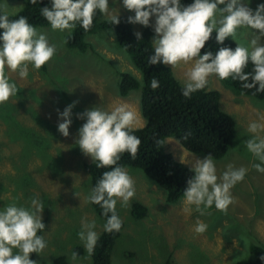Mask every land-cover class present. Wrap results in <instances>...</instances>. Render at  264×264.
<instances>
[{
  "label": "rangeland",
  "instance_id": "rangeland-1",
  "mask_svg": "<svg viewBox=\"0 0 264 264\" xmlns=\"http://www.w3.org/2000/svg\"><path fill=\"white\" fill-rule=\"evenodd\" d=\"M245 2L253 10L264 4V0ZM4 3L12 15L22 8L24 0H0V4ZM108 4L109 15H135L123 7L122 0H108ZM109 15L101 14V19L106 20ZM154 21V17L150 18L152 29ZM132 27L140 32L145 26L132 23ZM36 29L58 50L44 69L36 71L30 67L26 79L6 69L19 90L16 96L0 104V209L13 201L28 206L30 199L38 196L45 205V228L37 234L44 237L47 247L39 255L29 254V258L37 264H54L57 256H65L67 264H91V257L84 259L87 253L77 233L82 219L95 220L99 234L104 222L86 201L91 183L82 165L92 159L76 143L78 130L85 122L77 119V114L93 106L110 111L118 104H127L138 115L134 128L143 126L145 121L139 108L141 85L126 96L117 94L120 71L131 73L139 82L141 78L128 55L116 44L113 30L87 36L86 50L81 53L65 47L67 30L53 31L50 25ZM253 31L241 28L235 38L227 39L246 46ZM154 35L153 30L152 40ZM190 67L191 64H182L170 69L184 84L185 72ZM207 88L218 91L219 106L235 122L234 138L227 153L221 159L213 158L217 175L230 163L248 169L244 180L231 189L234 202L226 214L214 205L208 210L210 214L203 216L194 208L188 212L184 197L174 203L165 202L162 188L140 169L125 167L135 181L136 192L130 206L138 202L145 206L146 213L142 218H134L130 206L122 208L117 203L123 226L111 248V264H166L168 259L170 264H236L250 258L251 244L264 245V173L252 167L259 161L244 145L252 135L247 131L248 125L264 119V100L237 95L215 76L209 78ZM74 101L69 136L64 137L58 131V123L63 122L58 113ZM164 149L189 167L194 156L205 157L189 152L173 137L165 139ZM197 219L208 225L203 234L194 231ZM77 248L81 253L74 262L70 257Z\"/></svg>",
  "mask_w": 264,
  "mask_h": 264
},
{
  "label": "clouds",
  "instance_id": "clouds-1",
  "mask_svg": "<svg viewBox=\"0 0 264 264\" xmlns=\"http://www.w3.org/2000/svg\"><path fill=\"white\" fill-rule=\"evenodd\" d=\"M38 0H29L36 4ZM123 7L134 12L128 22L148 27L150 18L154 17L153 52L147 58L150 65L162 63L175 69L180 65L191 64L185 72L182 95L191 98V94L203 90L210 77L220 80L231 77L241 82L244 89H256L264 92V4H258L253 10L245 0H193L187 6L181 0H122ZM224 5V7H220ZM6 3L0 4V104L16 96L18 88L11 82L6 69L18 72L20 78H27L29 69L38 71L57 53V45L50 44L47 36L28 22L27 17L10 19ZM97 10L109 15L108 0H50V7L40 9L41 15L53 31L67 30L68 38L77 23L89 31L93 25ZM113 25L118 24L117 15H109ZM248 28L253 31L249 43L236 44L235 49L221 47L215 55L211 51L201 55V49L215 33V40L223 44L226 38H235L237 30ZM139 40L141 34L135 33ZM249 63L251 71L245 69ZM153 90L159 87V81L151 80ZM76 102L69 104L59 118L58 131L69 136L72 123V108ZM77 119L85 122L78 130V144L82 153L96 162L97 168H110L103 172L96 185L90 190L86 201L100 205L102 215L107 217L103 225L104 232H119L123 226L117 212V203L128 208L135 196V181L128 171L118 164L121 155L127 152L135 160L141 145V139L132 134L138 115L127 104H118L110 111L93 106L77 114ZM247 131L251 137L244 141L249 153L259 161L252 167L264 173V119L253 121ZM192 177L187 181L183 192L185 211L194 210L201 216L210 214L214 205L216 210L227 213L234 202L231 189L242 182L248 169L228 164L217 175L212 154L203 159L193 157L191 163ZM44 202L37 196L31 198L28 206L17 202L0 209V264H37L29 254L43 252L47 241L38 232L44 231L42 222ZM208 225L197 219L194 231L203 234ZM96 221L82 219L81 230L77 233L90 258L99 240L95 231ZM70 259L77 261L79 255L72 252ZM264 260V256L260 257Z\"/></svg>",
  "mask_w": 264,
  "mask_h": 264
},
{
  "label": "trees",
  "instance_id": "trees-1",
  "mask_svg": "<svg viewBox=\"0 0 264 264\" xmlns=\"http://www.w3.org/2000/svg\"><path fill=\"white\" fill-rule=\"evenodd\" d=\"M193 0H181L185 6L191 4ZM50 7V0H38L36 4H30L29 0H24L22 8L15 14L9 15L10 19H17L19 16L27 17L28 22L35 28L49 26V23L41 15L40 9ZM119 23L113 25L109 18L101 19V13L97 10L93 25L87 32L77 23L72 30V36L64 43L65 47L76 49L83 53L88 42L87 36L94 35L100 31L113 30L116 44L128 55L130 62L140 74L141 82L134 75L127 71L118 73L117 94L126 96L129 91L137 89L140 85L139 108L144 118V125L133 128L132 134L141 139L139 153L135 160L125 152L121 155L118 164L122 167H132L140 169L147 177L164 190V200L167 203H174L184 197L183 192L187 188V181L192 177L191 167L181 161L176 160L171 153L164 149V142L167 137H173L189 152L207 156L212 154L214 160L221 159L230 148L234 134L235 122L230 114L219 106V93L217 90H198L191 94V98L182 95L183 84H180L167 65L158 63L150 65L147 58L153 52L151 27H144L141 38L138 40L137 33L132 23L124 15H118ZM3 29H0L2 34ZM68 38L66 34L65 39ZM228 47L235 49L236 44L225 39L223 44H218L215 40V33L201 49V55L211 51L213 55L221 48ZM44 69V66L41 68ZM252 65L249 63L245 69L251 71ZM155 78L159 81V87L155 90L151 87V80ZM225 88L230 89L237 95L253 97L264 100V92H256V89H244L241 82L232 80L231 77L221 80ZM82 168L89 176L90 189L101 178L103 172L110 168H97L96 162L83 163ZM92 209L103 220L107 217L102 215L100 205L90 203ZM146 213L145 206L138 202H132L130 214L134 218H142ZM122 229V228H121ZM121 231V230H120ZM119 232L106 233L104 229L99 234L95 251L91 256V264H111V248ZM250 258L241 260L236 264H264L260 257L264 256L263 244L250 245ZM76 253H81L77 248ZM82 255V254H80ZM169 260V259H168ZM166 261V264H170ZM54 264H67L65 256H57Z\"/></svg>",
  "mask_w": 264,
  "mask_h": 264
}]
</instances>
